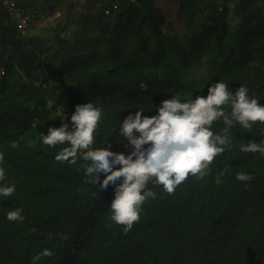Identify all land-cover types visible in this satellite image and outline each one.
<instances>
[{"label": "trees", "instance_id": "1", "mask_svg": "<svg viewBox=\"0 0 264 264\" xmlns=\"http://www.w3.org/2000/svg\"><path fill=\"white\" fill-rule=\"evenodd\" d=\"M5 1L0 166L6 181L0 186L14 184L16 191L0 196V264H264V155L240 151L264 140V124L234 123L231 148L203 180L190 176L172 195L150 181L156 199L146 200L127 233L110 219L114 187L100 191L85 183L86 162L56 161L68 145L46 146L41 135L62 126L61 119L71 130L75 107L92 102L102 109L92 148L111 145L127 156L119 128L138 109L156 116L162 101L206 98L218 82L233 94L247 87L264 106V0H173L180 34L171 33L156 0H82L84 13L77 0H17L19 13ZM114 2L118 9L107 15ZM61 9L66 12L47 36L18 27L20 16L39 23ZM223 108L231 113L230 105ZM224 127L221 118L211 130ZM239 173L253 179L241 182ZM17 208L23 221H8ZM45 249L54 255L34 260Z\"/></svg>", "mask_w": 264, "mask_h": 264}, {"label": "clouds", "instance_id": "2", "mask_svg": "<svg viewBox=\"0 0 264 264\" xmlns=\"http://www.w3.org/2000/svg\"><path fill=\"white\" fill-rule=\"evenodd\" d=\"M225 105H230V114L224 110ZM143 113L138 109L120 124L119 137L131 150L127 156L111 151V145L92 148L94 133L102 118V109L92 102L75 107L70 117L71 130L67 123H63L65 119H61L62 126L49 128L47 135L41 134L46 146L68 145L56 155V161L69 164H76L78 160L86 162L82 165L87 177L85 183L99 185L100 191L114 187V193L108 200L112 213L110 219L123 226L125 233L139 222L146 200L156 199L157 194L147 188L150 181L162 185L172 195L190 176L203 180L215 158L231 148L228 133L234 123L245 129H251L257 122L264 124V106L256 98H250L248 88L240 86L233 94L223 82L209 87L206 98L198 96L183 103L177 98L164 100L156 116L147 117ZM221 118L226 127L216 134L211 127ZM240 151L264 155V140L242 144ZM4 160L0 153V165ZM226 172L227 169L220 172L216 177L217 183ZM101 175L104 176L102 181ZM236 179L250 182L253 177L239 173ZM5 181V169L0 166V182ZM15 191L14 184L3 183L0 186L2 197H11ZM21 213L19 208L9 211L7 220L22 222L24 217ZM53 255L51 250L45 249L34 260Z\"/></svg>", "mask_w": 264, "mask_h": 264}, {"label": "rangeland", "instance_id": "3", "mask_svg": "<svg viewBox=\"0 0 264 264\" xmlns=\"http://www.w3.org/2000/svg\"><path fill=\"white\" fill-rule=\"evenodd\" d=\"M158 6L162 7L167 18L172 23L173 28L171 33H181L182 31V21L177 17V2L173 0H156ZM84 1H76L77 10L80 13L86 12L84 7ZM60 13L59 16L46 18L44 21L39 23H31L27 27V32L35 36H47L51 31L52 27L56 25L58 21L62 19V16L66 10H58L56 13ZM77 23L72 24L71 29H76Z\"/></svg>", "mask_w": 264, "mask_h": 264}, {"label": "built area", "instance_id": "4", "mask_svg": "<svg viewBox=\"0 0 264 264\" xmlns=\"http://www.w3.org/2000/svg\"><path fill=\"white\" fill-rule=\"evenodd\" d=\"M16 2L17 0H6L5 3L10 7L12 8L15 12H18L19 13V8H17V5H16ZM118 3L117 2H114L111 6V8H108L106 10V14L107 15H110L112 13V11H115L118 9ZM60 13H56V16H59ZM30 23V17L28 16H20L19 18V22H18V27L19 29L23 32V33H26L27 32V27Z\"/></svg>", "mask_w": 264, "mask_h": 264}]
</instances>
